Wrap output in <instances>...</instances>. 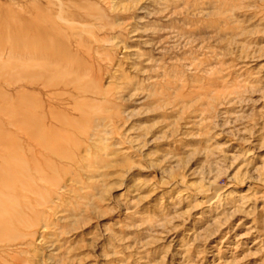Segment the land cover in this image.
<instances>
[{
    "label": "rangeland",
    "instance_id": "obj_1",
    "mask_svg": "<svg viewBox=\"0 0 264 264\" xmlns=\"http://www.w3.org/2000/svg\"><path fill=\"white\" fill-rule=\"evenodd\" d=\"M0 264H264V0H0Z\"/></svg>",
    "mask_w": 264,
    "mask_h": 264
},
{
    "label": "bare ground",
    "instance_id": "obj_2",
    "mask_svg": "<svg viewBox=\"0 0 264 264\" xmlns=\"http://www.w3.org/2000/svg\"><path fill=\"white\" fill-rule=\"evenodd\" d=\"M33 4V3H32ZM36 4V3H35ZM36 10V9H35ZM39 11V10H38ZM37 11V12H38ZM33 14V13H32ZM48 30V29H47ZM38 31V30H37ZM44 31V30H43ZM45 34V32L43 33V36H45L44 35ZM38 36H40V35H38ZM41 37V36H40ZM77 37H78V35H77ZM38 38V37H37ZM44 39V38H43ZM43 39L41 40V41H43ZM50 40H51V38H49ZM35 40H37L36 38H35ZM46 40L48 41V39H47V36H46ZM79 39H77L76 41H75V43L78 41ZM81 40V39H80ZM80 40L78 41V43L80 44ZM38 41V40H37ZM40 41V40H39ZM51 42V41H50ZM53 42V41H52ZM48 43H49V41H48ZM33 44V43H32ZM51 44V43H50ZM69 44V43H68ZM44 45V44H43ZM76 45H77V47H79L80 45H78L77 43H76ZM34 47V46H33ZM32 47V48H33ZM50 47V46H49ZM64 47V46H63ZM81 47V46H80ZM56 49H58L57 47H56ZM32 50V49H31ZM36 51V50H35ZM42 51H44V50H42ZM41 51V52H42ZM56 51V50H55ZM61 51V50H60ZM86 53H88V51H85ZM49 53V52H48ZM50 55V54H49ZM56 55V53H52V56L54 57V59L56 60V58H57V56H55ZM51 56V55H50ZM51 56V57H52ZM44 57H46V56H44ZM59 58V57H58ZM62 58V57H61ZM58 60V59H57ZM61 60V59H60ZM51 62V61H50ZM58 62V61H57ZM58 64V63H57ZM51 65V64H50ZM58 66H59V64H58ZM50 69V67H49V64L48 65H46V66H44V68H43V66H42V69H40V70H38V71H36L35 72V75H37L38 77H39V79H41L42 81V83L46 86V87H48V88H51V89H54L53 91H50V92H48L49 94L48 95H59L60 97H62V96H64L66 93H65V91H64V89L63 88H65L64 87V85L65 84H68L66 81H68V80H62L63 79V76H59V77H62L61 79L59 78V77H52V76H50V74L48 75V70ZM65 77V76H64ZM66 78V77H65ZM35 79V78H34ZM37 79V78H36ZM62 80V81H61ZM30 82V81H29ZM37 82H39L38 80H37ZM39 84H40V82H39ZM67 86V85H66ZM49 99V98H48ZM56 100H57V98H55ZM49 101V100H48ZM50 102V101H49ZM54 103H55V101H54ZM56 103L58 104V102L56 101ZM66 103V102H65ZM59 104H60V102H59ZM32 105V104H31ZM56 105V104H55ZM61 105H62V103H61ZM21 107V106H20ZM35 106H33V107H31V109H30V111H29V113L32 115V120H35V119H37V118H39V117H37V116H39V110L37 111V108H34ZM58 107V106H57ZM55 108V107H54ZM42 110L43 111H45L46 112V114H47V112L48 113H53V112H51V110H52V106H48L47 107V109L45 108V106H42ZM20 115V114H19ZM25 115H27V114H25ZM16 117L18 116V115H15ZM22 120H20V122H21ZM40 124V123H39ZM49 125V126H48ZM47 126L44 124L42 127L45 129L46 127L47 128H51V127H53V125L50 123V124H48ZM35 126V125H34ZM41 127V128H42ZM33 131V130H32ZM32 131L31 130H25L24 132H26L27 133V136L29 137V136H32ZM37 139V138H36Z\"/></svg>",
    "mask_w": 264,
    "mask_h": 264
}]
</instances>
